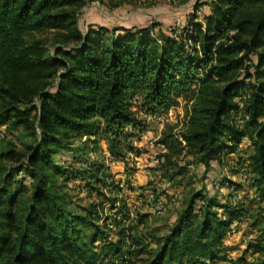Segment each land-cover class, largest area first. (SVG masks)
Segmentation results:
<instances>
[{"label": "trees", "instance_id": "16d2710c", "mask_svg": "<svg viewBox=\"0 0 264 264\" xmlns=\"http://www.w3.org/2000/svg\"><path fill=\"white\" fill-rule=\"evenodd\" d=\"M204 2L202 17L197 1L185 25L162 30L157 21L82 29L84 0H0V124L11 120L32 138L27 151L1 154L11 165L0 164V264L227 260L225 238L245 215L241 201H223L205 187L194 191L151 247L127 223L130 213L118 197L103 191L102 163L75 167L55 157L75 141L95 151L104 139L110 156L123 161L135 151L132 138L146 129L144 116L183 97L191 103L185 127L177 135L169 125L157 141L165 161L186 151L209 169L247 138L254 154L249 165L238 155V165L251 167L264 199V0ZM49 29L60 35L52 49L28 37ZM77 180L89 196L105 198L111 217L100 224L93 207L69 208L65 184Z\"/></svg>", "mask_w": 264, "mask_h": 264}, {"label": "rangeland", "instance_id": "374dc122", "mask_svg": "<svg viewBox=\"0 0 264 264\" xmlns=\"http://www.w3.org/2000/svg\"><path fill=\"white\" fill-rule=\"evenodd\" d=\"M197 1L201 4L197 14L202 17L208 11V6L204 4L206 0H84L80 25L82 29L89 23L112 28L157 21L162 30L179 28L185 25L187 15ZM28 37L39 38L47 48L52 49L60 35L56 30L49 29L34 32ZM190 105L187 99L180 97L179 103L168 111L144 116L146 129L132 138L135 151L128 152L123 161L110 156L104 139L99 140L95 151L75 141L71 150L56 154V160L75 167H86L92 162L102 163L108 173L105 176L107 185H102L103 191L110 197H118V203H123L130 213L127 223L134 232L149 241L151 247H155V241L167 233L194 191L205 187L223 201L227 198L241 201L245 215L239 224L231 225V231L225 238L229 248L228 258L217 264H235L237 258H240L239 264H257L264 257V199L253 186L251 167L238 165L239 156L243 163L249 165L254 154L250 141L244 138L237 155H225L220 163L213 161L209 169L198 162L191 152L176 154L170 162L162 156L166 149L157 142L161 132L169 125H176L174 132L179 135L185 127ZM3 108L4 103L0 99V112ZM30 143L32 138L23 126H15L11 120L1 123L0 164L11 165V160L3 157L2 153L9 149L25 152ZM79 147L85 149L78 150ZM75 159L78 161L74 162ZM226 179L241 186L228 185ZM78 183L79 180L65 184L69 208L84 213L93 207L96 209L95 217H100V224L111 217L112 212L105 198L89 196ZM158 205L163 206L161 212H157ZM140 215L144 216L140 218ZM107 222L110 223V220ZM115 232L113 230L111 234L115 235ZM250 244H259L262 250L254 252Z\"/></svg>", "mask_w": 264, "mask_h": 264}, {"label": "built area", "instance_id": "2783aa9c", "mask_svg": "<svg viewBox=\"0 0 264 264\" xmlns=\"http://www.w3.org/2000/svg\"><path fill=\"white\" fill-rule=\"evenodd\" d=\"M198 12H199V11H198ZM162 207H163L162 205H158V206H157V212H161V211H162Z\"/></svg>", "mask_w": 264, "mask_h": 264}, {"label": "crops", "instance_id": "0c3cea01", "mask_svg": "<svg viewBox=\"0 0 264 264\" xmlns=\"http://www.w3.org/2000/svg\"><path fill=\"white\" fill-rule=\"evenodd\" d=\"M207 7V6H206ZM206 11V10H205Z\"/></svg>", "mask_w": 264, "mask_h": 264}]
</instances>
